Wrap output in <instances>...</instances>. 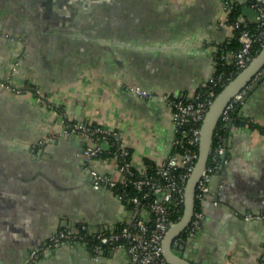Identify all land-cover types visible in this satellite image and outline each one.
I'll list each match as a JSON object with an SVG mask.
<instances>
[{"label":"crops","instance_id":"crops-1","mask_svg":"<svg viewBox=\"0 0 264 264\" xmlns=\"http://www.w3.org/2000/svg\"><path fill=\"white\" fill-rule=\"evenodd\" d=\"M232 7L237 19L256 24L251 0H0V80L35 85L52 103L0 84V264H24L67 222L93 231L131 222L129 204L91 184L88 167L119 178L115 160L96 156L86 166L83 139L69 140L76 134L61 131L54 110L119 131L135 168L163 164L175 138L171 107L131 87L184 97L208 80L218 55H231ZM238 114L243 123H225V157L197 203L201 226L176 248L197 264H261L264 255V221L245 218L264 213V78ZM36 264L129 262L122 248L94 256L62 242Z\"/></svg>","mask_w":264,"mask_h":264},{"label":"built area","instance_id":"built-area-1","mask_svg":"<svg viewBox=\"0 0 264 264\" xmlns=\"http://www.w3.org/2000/svg\"><path fill=\"white\" fill-rule=\"evenodd\" d=\"M251 5L256 11L257 22L254 26L235 19L229 23L233 35L239 41V47L231 50V55L223 56V64H233L240 70L259 51V46L264 44V0H251ZM15 66H13V69ZM232 70L228 73L220 71L212 74L208 80L198 85L184 97H172L165 93H157L138 85L131 87L142 97L154 95L164 98L171 107L172 119L175 130L173 148L163 164L148 170L145 164L142 168H135L129 157V147L125 144L119 131L104 129L98 124L90 122H77L66 119L60 109H55V114L61 116V131L64 134L80 136L85 145L81 151V159L87 166L88 163L102 151L100 141H107L115 147L113 158L119 178L88 167L93 188L108 187L114 191L116 197L129 204L135 211L130 223H123L113 228L91 230L85 222H67L53 233L49 234L42 243L31 248L24 264H36L38 258L45 252L55 249L62 242H79L83 244L94 256L101 252L122 248L125 250L129 264H172L162 253V239L167 228L174 223L175 213L184 204V188L186 180L192 171L197 154L200 137V126L208 105L212 101L216 86L226 84L231 79ZM0 84L9 92L22 93L31 91L36 101L52 106L41 92L33 86H19L13 84L8 77L0 80ZM204 89V90H202ZM203 91V92H202ZM241 93L233 96L239 99ZM230 100L224 107L222 119H228L235 101ZM247 124L257 127V119L249 117ZM264 133V129H263ZM223 152L222 135H217V144L213 149L215 164L204 167L195 188V208L185 229L175 237L173 243H184L200 228L203 213L197 205L198 201L209 189V179L216 162ZM134 189L129 192L128 187ZM142 210L146 215L141 214ZM246 219L264 221V213L247 214ZM179 248L175 245L174 249ZM264 261V255L262 262Z\"/></svg>","mask_w":264,"mask_h":264},{"label":"water","instance_id":"water-1","mask_svg":"<svg viewBox=\"0 0 264 264\" xmlns=\"http://www.w3.org/2000/svg\"><path fill=\"white\" fill-rule=\"evenodd\" d=\"M252 15H256L255 10L252 12ZM263 78L264 44L246 64V66H244L238 73H236L230 80H228L226 84L223 85V87L216 93V95L208 105L200 126L197 158L194 167L185 183L182 213L180 217L167 228L162 239V253L164 257L172 264H197L195 261H192L188 257L186 252L179 253L176 251V249H174L175 245H179V248H183L184 243H173V241L175 237H177L185 229L195 208L196 184L204 167L206 166L213 132L225 105L230 100H234L233 96L235 94L241 93L240 98L234 100L236 108H239L240 102L245 100L246 96L259 84L260 81L263 80ZM73 139H76V141H80L78 135L69 137V140ZM80 145L82 151L85 145L84 140L81 141ZM224 157L225 153L222 152L220 154L219 161L222 162ZM221 164L222 163H219L217 169L215 170L217 174L219 173ZM262 264H264V261Z\"/></svg>","mask_w":264,"mask_h":264},{"label":"trees","instance_id":"trees-1","mask_svg":"<svg viewBox=\"0 0 264 264\" xmlns=\"http://www.w3.org/2000/svg\"><path fill=\"white\" fill-rule=\"evenodd\" d=\"M238 16V9L236 8H229V10L227 11V21L228 22H232L233 20H235ZM255 24L250 25L251 27L254 26ZM233 39L231 40L229 47L230 49H237L239 47V41L237 40V38L235 36L232 37ZM260 46L257 48L260 50ZM224 55L223 54H219L217 57V63H216V70L213 74H218L220 71L226 72L228 73L229 70H232L233 73L231 74V78L238 73L240 70L236 69L233 64H223L224 62ZM224 85V84H223ZM223 85H219L216 86V88L214 89V95H216V93L223 87ZM204 90V89H202ZM203 92V91H202ZM229 118L228 119H222V117L219 118L214 132H213V136H212V141H211V146H210V151H209V155H208V159H207V164H215V161L213 160V149L215 147V145L217 144V135L220 134L222 135L224 132V128H225V123L231 118V121L233 123L236 124H241L243 123V121L241 120V118L239 117L238 114V108H236V104H234L233 109L230 111L229 114ZM67 120V119H64ZM115 151V147L111 146L110 144L108 145L107 148L102 149V151L100 153L97 154V156H102L104 158H111L113 157ZM129 157H130V148H129ZM145 164L147 165L148 170H153L155 168V165H153V163L149 162V161H145ZM129 192L134 193V189L132 187H128ZM182 213V208L177 211L175 213V219H178L180 217Z\"/></svg>","mask_w":264,"mask_h":264},{"label":"flooded vegetation","instance_id":"flooded-vegetation-1","mask_svg":"<svg viewBox=\"0 0 264 264\" xmlns=\"http://www.w3.org/2000/svg\"><path fill=\"white\" fill-rule=\"evenodd\" d=\"M7 91H8V90H7ZM52 250H54V249H52ZM49 251H51V250H49ZM43 254H44V253H43ZM43 254H42V255H43ZM42 255H41V256H42ZM41 256H40V257H41ZM40 257H39V258H40ZM39 258H38V260H39ZM37 262H38V261H37Z\"/></svg>","mask_w":264,"mask_h":264}]
</instances>
